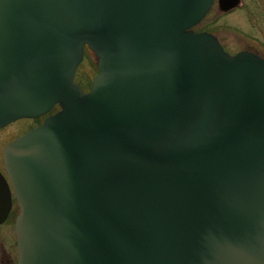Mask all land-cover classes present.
Instances as JSON below:
<instances>
[{
	"label": "water",
	"instance_id": "1",
	"mask_svg": "<svg viewBox=\"0 0 264 264\" xmlns=\"http://www.w3.org/2000/svg\"><path fill=\"white\" fill-rule=\"evenodd\" d=\"M211 4L0 0V128L61 105L4 149L17 264H264V58Z\"/></svg>",
	"mask_w": 264,
	"mask_h": 264
},
{
	"label": "rangeland",
	"instance_id": "2",
	"mask_svg": "<svg viewBox=\"0 0 264 264\" xmlns=\"http://www.w3.org/2000/svg\"><path fill=\"white\" fill-rule=\"evenodd\" d=\"M214 24L222 27L224 26L221 37L227 45L233 46L231 48H240L246 46V44L259 45V42H264V7L262 6H245L226 13H220L218 7H214L212 11L210 10L204 19L194 27V30L211 31V26H214ZM225 25H227V27H225ZM248 33L254 36H244ZM85 57L83 62L80 63L81 65H79L75 77L76 82L84 89L88 87V82L92 81L94 75L98 72V58L96 54L89 49L86 51ZM28 125L29 121L26 119L14 121V123L12 122L8 127L0 130V137H6L7 140H10L22 129L28 128ZM0 167H5L2 159H0ZM14 231V219L2 225L0 224V251L3 250L4 243L7 250L14 254V257H17L18 253L16 252V236ZM8 253L5 257V264H8L7 260L10 259V253Z\"/></svg>",
	"mask_w": 264,
	"mask_h": 264
},
{
	"label": "flooded vegetation",
	"instance_id": "3",
	"mask_svg": "<svg viewBox=\"0 0 264 264\" xmlns=\"http://www.w3.org/2000/svg\"><path fill=\"white\" fill-rule=\"evenodd\" d=\"M245 6H247V7H258V6L264 7V0H212V4H211V9L210 10L212 11V9L214 7H218L220 13H226L228 11H235V10H237V9H239L241 7H245ZM223 7H233V8L225 9ZM225 27H227V25H225ZM201 31H208V32H211L212 34H214L219 39V41L221 42V44L223 45V47L225 48V50H227L231 54H236V53H238L240 51L246 50V51H251L253 53H256V54H258V55H260L261 57L264 58V42H259L258 41L259 42V45H252V44L247 45L246 44V46H242L240 48H231L233 46L227 45L225 43V41L223 40V38L221 37V32L224 31V26L222 27V26H218V25L214 24V26H211V31H209V30H198L197 31L196 30V32H201ZM244 36H250V37H252L254 35L248 33V34H246ZM241 37H243V36H241ZM246 42H248V41H246ZM89 49L92 50L88 45H86L85 46V56H86V51L89 50ZM85 56H84V59L86 58ZM96 75H94L92 81H89L88 82V87L86 89H84L81 86L84 92H86V91H88V90L91 89L93 80H94V78H95ZM60 109H61V105L60 104H56L49 112H47L44 115H41L39 117L21 118V119H26V120L29 121L28 128L22 129L20 132L17 133L16 136H14L13 138H11L10 140H7L6 137L5 138H1L0 137V159L3 160V163H4V158H3L4 149H5V147H6L7 144H9L11 141H13L17 137L21 136L22 134L30 131L35 126L41 124L42 122H44V120L48 116H50L51 114L59 111ZM18 120H20V119H18ZM13 123H14V121H13ZM11 124H12V122L9 123V124H7V125H5V126H3V127H1L0 130L1 129H4L5 127H8ZM0 170H1V172L5 176L7 175V171H6L5 167H2V168L0 167ZM18 213H19V205H18V202H17V198L14 195V198H13V207H12L10 213H9L8 218L6 219V221H4L3 223H1V225L4 224V223H7L8 221L10 222V221H12L14 219V226H15V220H16V217H17ZM14 234H15V231H14ZM8 252L9 251L7 250L6 245L3 243V250L0 251V264H5V257H6V254ZM16 252L18 253V251H17V244H16ZM9 253L8 254H9L10 259L7 260L8 261V264H17L18 255H17V257H14V254H12L11 252H9ZM11 257H12L13 263H12Z\"/></svg>",
	"mask_w": 264,
	"mask_h": 264
}]
</instances>
